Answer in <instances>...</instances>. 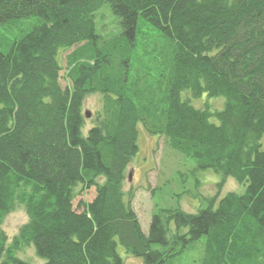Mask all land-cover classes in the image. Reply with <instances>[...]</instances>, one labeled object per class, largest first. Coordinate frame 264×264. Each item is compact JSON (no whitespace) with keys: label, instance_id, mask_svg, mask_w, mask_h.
Masks as SVG:
<instances>
[{"label":"trees","instance_id":"1","mask_svg":"<svg viewBox=\"0 0 264 264\" xmlns=\"http://www.w3.org/2000/svg\"><path fill=\"white\" fill-rule=\"evenodd\" d=\"M35 18L0 51V264H29L14 255L24 246L43 264H124L118 247L143 264L196 252L194 263L264 264V0H0V24ZM185 91L223 108H195ZM138 125L244 193L195 214L157 210L144 235L123 191ZM19 206L27 222L6 245Z\"/></svg>","mask_w":264,"mask_h":264},{"label":"rangeland","instance_id":"2","mask_svg":"<svg viewBox=\"0 0 264 264\" xmlns=\"http://www.w3.org/2000/svg\"><path fill=\"white\" fill-rule=\"evenodd\" d=\"M101 16V17H100ZM99 24H104V30L113 27V21L109 10L102 9L99 13ZM35 19H19L0 24V51L8 52L24 31L30 25L37 24ZM71 50L59 52L58 60L62 66L60 71L59 83L62 88L70 85L66 77L65 58ZM182 99H189L190 104L195 108L209 107L211 111L223 108L224 99L222 97H208L203 95L199 99L190 98L185 91L181 94ZM101 105L100 96L90 95L84 102L83 112L90 114L86 118V129L94 124L96 112ZM211 122L217 123L214 118ZM138 152L132 159L127 169V179L123 184L125 200L131 192L130 203L136 213L141 230L144 235L148 234L149 224L152 214L160 209H179L183 212L195 214L199 210L206 208L212 197L220 198L227 193L233 192L243 194L245 184H240L232 178L227 177L223 180L221 174L211 169L198 170L196 164L182 153L167 146L164 139L148 134L141 125H138ZM130 175V179L128 176ZM217 187L218 184H220ZM94 198V189H89L82 193L73 202L77 206L79 200L91 202ZM27 222V216L22 207L8 214L2 223V230L6 235V245L11 243L12 238L17 234L19 228ZM175 228L171 225L169 237H172ZM184 232V231H183ZM153 250H163L158 245H152ZM119 256L124 264H143L141 258L126 255L121 247L117 248ZM198 252L186 254L179 259V264H200L199 261H191ZM17 258L29 264H43L45 260L38 258L32 246H24L14 254ZM177 263V262H176Z\"/></svg>","mask_w":264,"mask_h":264},{"label":"water","instance_id":"3","mask_svg":"<svg viewBox=\"0 0 264 264\" xmlns=\"http://www.w3.org/2000/svg\"><path fill=\"white\" fill-rule=\"evenodd\" d=\"M85 116H86V118H89L90 117V114L87 113V112H85ZM129 179H130V175H129Z\"/></svg>","mask_w":264,"mask_h":264}]
</instances>
